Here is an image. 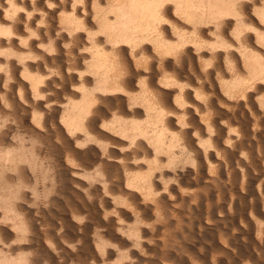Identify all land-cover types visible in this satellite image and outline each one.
Listing matches in <instances>:
<instances>
[{"label": "bare ground", "instance_id": "1", "mask_svg": "<svg viewBox=\"0 0 264 264\" xmlns=\"http://www.w3.org/2000/svg\"><path fill=\"white\" fill-rule=\"evenodd\" d=\"M20 105L28 136L4 116ZM238 152H264V0H0V264H35L42 235L44 264H62L88 219L90 264H150L164 206L198 200L193 186L223 178ZM64 187L75 204L44 230L38 211ZM211 252L190 264H215Z\"/></svg>", "mask_w": 264, "mask_h": 264}, {"label": "rangeland", "instance_id": "2", "mask_svg": "<svg viewBox=\"0 0 264 264\" xmlns=\"http://www.w3.org/2000/svg\"><path fill=\"white\" fill-rule=\"evenodd\" d=\"M21 108L24 109V110L20 109L21 111H23L22 112L23 115H22L21 111H17L16 112L17 114H14V113H13V115L12 114L11 115L10 114L9 115H5L4 114V116L5 117L7 116V119H9V118L12 119V120H8V123L9 122H14V125L17 127L18 131L21 132L20 134H22L24 136H28V134L25 133L26 132V124H25V122H23V120H25V118L30 119L29 117H31L30 116L31 112H29L30 109L29 110L25 109L23 106H21ZM27 110H28V112H26ZM27 114L28 115L30 114V115L27 116ZM20 115H21L22 118L20 117ZM24 115H26L27 117L24 116ZM12 116H14V117H12ZM16 116H18V117H16ZM15 118L17 120V123H16ZM13 120H15V121H13ZM21 127H22V129H21ZM19 129H21V131ZM50 138L52 140H50ZM46 142L48 144L51 143V145H52L53 144V137L52 136L51 137L50 136L47 137V141ZM52 152L55 154L54 150ZM246 152H247V150H246ZM259 153H260L259 156H258L257 153L255 155L258 156L257 157L258 159H259V157H261L260 160H258L255 155H254V157L253 156L249 157V155H250L249 153L245 154V156H244L243 154L238 152L237 153L238 156L236 155L237 158L234 157L233 160H232V163L234 161L233 165H232V163H229L231 165V167L229 168L228 167L229 164H227V168H226L227 172L225 171L224 174H226V175H223L224 176L223 178L222 177L220 178L218 172L215 170L213 172L214 176L216 178L219 177L218 178L219 180L217 179V181H215L214 183H211V185L202 183V184H199L198 186H193L195 189L197 188V190H198V191L195 190L198 193V197H197L198 200L195 199L193 202L186 200V201H184L185 203L179 202L176 206L175 205H171L170 203H168L166 206H164V210H163V214L165 213V217L163 216L164 219H162L161 221H158L156 223H155V220L153 218L147 219V221L149 223H152V225L155 223L154 224L155 228L153 230V233L155 231V234H153V236L151 237V243H152V246H153V243H154L153 248L155 250L151 249V251H149L147 253V254L151 255L152 258H153V259H151L150 264H162V263L163 264H176V263L181 262V261L183 263L190 264L191 263V259L193 258V257L191 258V256L200 255V253H201V256H205L206 255L209 258L210 255H208V253H212L211 251H213V253H215L216 250H217V252L215 253V256L217 254L218 255L220 254L221 258L219 256H217L218 259H216V263L215 264H221L223 262H224L223 264H245V263L246 264H264V247H263L264 246V241H262L261 244H259L257 242V240H256L257 236L255 235L256 234V232H255V230H256L255 228L256 227L254 226V225H256V223H255L256 221L262 222L263 220L258 216V214H256L255 209L253 208L255 206V202L256 203L260 202V198H259L260 196H258L259 193L257 192V185L261 181L260 178L264 177V175H263L264 172L261 171L264 168V157H263L264 156V152L263 153L259 152ZM261 154H262V156H261ZM246 155H248V156H246ZM242 157H244V158H242ZM246 158L248 159V161H247ZM242 159H244V161L245 160L246 161L243 162ZM253 159L255 161H257V164H256V162ZM261 159H263V160H261ZM240 162H241L242 167L244 165L245 169H247V170H250L251 167L253 169L255 168L253 171H252V168H251L250 174H252L254 176V178L256 177V179L253 182V188H255L256 191L255 190L254 191H250V190L247 191V189H243L241 187L242 186V178L240 180V175L242 177L243 174H245L246 170L244 172V170H242V167H239V165H237V164H240ZM245 163H247L250 166L247 167V165ZM255 164H256V166H255ZM259 164H260V166H259ZM236 165L239 167L238 168L239 170L237 169ZM244 167H243V169H244ZM258 167H259V169H258ZM231 168H235V169H232L235 173L231 170ZM228 170L231 173L228 174V172H229ZM215 172H217V173H215ZM242 172H243V174H242ZM253 172L257 173L258 176H257V174H255ZM261 172H263V174ZM111 173H112L111 175L115 174V173H113V170H111ZM216 175H218V176H216ZM231 175H234V176H231ZM226 176L228 178L230 176V178L229 179L228 178L224 179ZM116 179L118 180L117 176L116 177L113 176V180H116ZM258 179H259V181H258ZM46 181H48V180H46ZM237 181H238V184H237ZM255 181H256V183H255ZM42 183H45V181H43ZM235 183H236V185H235ZM46 184H47V182H46ZM239 184H240V186H239ZM226 186H228V187H226ZM194 188H192V189H194ZM225 188H227V190H225ZM240 188H241V190H243L242 191L243 193L241 192ZM66 189L67 188L64 187V188L60 189L58 192H56L55 194H53L51 196L49 203L52 204V205L51 206L48 205L49 207H47V209H46L47 211L46 212H43L44 214H42L41 211H38L39 212L38 216H40L39 218L41 219L40 220L41 227L45 228V229L44 228H42V229H44V230H46V228L51 229L54 225L57 224V222L60 220V218L64 214H69L67 211L70 210V207L72 208V206H73L72 204H75V201H74L75 200V196L72 194L73 195V197H72V195L70 193V190L69 189L66 190ZM235 189H237V191L238 190L239 191L237 192ZM227 192H230V193H227ZM58 193H59V195H58ZM214 194H216L217 196L216 195L213 196ZM66 195L67 196L69 195V197H67ZM223 195H224V197H223ZM219 198H220V200H218ZM225 198H227V199H225ZM206 201H208V202H206ZM217 201H219L221 204H218L219 202H217ZM70 202L71 203L73 202V203L71 204ZM188 202H190V203L188 204ZM240 202H241V204H240ZM212 204H213V206H212ZM217 204H218V206H217ZM216 207H218L219 209H217ZM223 208H224V210H223ZM218 210H220V211H218ZM64 211H65V213H64ZM224 211H226V212H224ZM53 212H55V213H53ZM56 212H58V213H56ZM61 212H63V213H61ZM215 212H216V214H215ZM55 214H57V215H55ZM217 214H218V216H217ZM225 214H226V216H225ZM46 215H47V218H46ZM215 215H216V217H219V218L221 217V218L220 219L216 218V217H214ZM41 216H43V217H41ZM238 216H239V218H238ZM49 218L51 219V221H50ZM55 218L56 219L58 218V221L55 220ZM168 218H169V220H168ZM205 219H207V220L209 219V220L207 221ZM88 220L87 221L90 224H89V227H88L89 229L87 230L88 232L86 231L87 239L86 240L82 239V240H80L81 242L78 241L79 245H77L76 244L77 240H76V243H74L75 241H73V239L75 240L76 238H73L72 236H70L69 243L72 241L73 243L72 244L70 243V244L71 245L75 244L77 246L74 248L75 250L72 249L71 247H69L70 249L69 248L65 249L66 253H65V251L63 252V250L61 251L62 253L60 252V255H61L60 259L62 260V264L64 262H65V264H67L66 262H68V264H83V263L84 264H90L91 263V259L94 256V254H93L94 252H93V246L91 244V241H88V240L90 239V236H91L92 232L94 231V230H92V227H93V229H97V230L100 229V228L97 226L98 222L94 223V219H88ZM95 222H96V220H95ZM47 224H48L49 227L47 226ZM51 224L52 225L54 224V225L52 226ZM157 224H159V226ZM94 225H96V228H95ZM42 236L40 237L41 239H40V242L38 244V247L33 252V254L35 253L34 255L36 256L34 259L35 260L38 259L37 262L35 261V264H41V263L44 264V262H46V261H43V260L46 259V258H44V257H46L45 249L43 250V247L46 248V246L44 245L46 243H45V241L43 242ZM88 236H89V239H88ZM156 236H157V238H156ZM224 236H226V238L228 237L229 239L228 238L226 239ZM220 238H222V239H220ZM224 239H226V240H224ZM220 240H222V242H223V240L228 242L227 243V245H228L227 247H228V251H229L227 253L228 255L227 254H223V253L222 254L218 253V251H219L218 247L221 248V245H219V244L222 243ZM83 242H85V243H83ZM84 246H85V248H83ZM82 248H83V250H82ZM156 248H157V250H156ZM229 248H230L231 251L229 250ZM39 249L41 250V252H40ZM79 249L81 250V252H78ZM73 250L75 251V253H74ZM153 250H154V252H153ZM121 251H122V255L124 257L126 253L123 250H121ZM42 253H44V254H42ZM197 253H199V254H197ZM169 255H170V257H169ZM251 255H253V256H251ZM171 256L173 257V259H176V260H172ZM70 258L72 259V261L71 260L69 261ZM130 258L132 259L131 256H130ZM124 261H126V260H124ZM137 264H143V262H141V263L139 262Z\"/></svg>", "mask_w": 264, "mask_h": 264}]
</instances>
